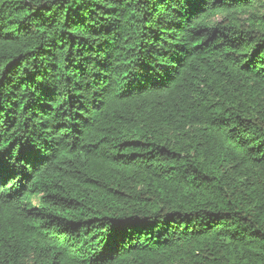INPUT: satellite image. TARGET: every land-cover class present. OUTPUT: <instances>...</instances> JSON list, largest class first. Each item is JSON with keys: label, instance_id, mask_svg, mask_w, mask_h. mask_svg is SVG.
<instances>
[{"label": "trees", "instance_id": "trees-1", "mask_svg": "<svg viewBox=\"0 0 264 264\" xmlns=\"http://www.w3.org/2000/svg\"><path fill=\"white\" fill-rule=\"evenodd\" d=\"M0 264H264V0H0Z\"/></svg>", "mask_w": 264, "mask_h": 264}]
</instances>
